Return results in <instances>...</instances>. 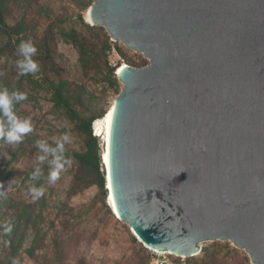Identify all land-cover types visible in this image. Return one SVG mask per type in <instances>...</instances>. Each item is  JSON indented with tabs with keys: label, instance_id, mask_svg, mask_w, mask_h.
Segmentation results:
<instances>
[{
	"label": "water",
	"instance_id": "1",
	"mask_svg": "<svg viewBox=\"0 0 264 264\" xmlns=\"http://www.w3.org/2000/svg\"><path fill=\"white\" fill-rule=\"evenodd\" d=\"M91 15L150 60L117 77L108 205L153 249L231 239L264 264V0H95Z\"/></svg>",
	"mask_w": 264,
	"mask_h": 264
},
{
	"label": "rangeland",
	"instance_id": "2",
	"mask_svg": "<svg viewBox=\"0 0 264 264\" xmlns=\"http://www.w3.org/2000/svg\"><path fill=\"white\" fill-rule=\"evenodd\" d=\"M95 0H6V21L16 24L25 21L27 28L21 39L29 40L37 48L32 57L39 64L33 80L25 82L23 92L27 99L17 107L15 116L28 119L32 131L25 134L18 144H9L0 138V171L7 178L5 192L0 199V264H258L254 263L245 249L230 241L214 240L202 243L198 255L179 257L159 254L149 250L135 236L125 222L120 221L107 203L108 197L97 184L71 191L78 164L70 159L64 161L59 179L49 183L48 176L53 161L63 151H84L85 137L76 128V122L68 120L66 113L54 106L52 92L47 80H68L70 86L83 92L82 103L76 108L86 118L105 113L123 87L116 75V68L124 63L141 68L150 60L143 53L131 49L121 41H113L104 26L93 25L86 19L87 8ZM77 31V39L88 49L95 50L93 62L84 68L78 46L66 36ZM48 39L53 60L42 59V44ZM109 39L111 50L104 45ZM9 38L0 36V47ZM14 42V39H13ZM122 49L123 55L118 53ZM23 60V59H21ZM6 56L0 57V68L15 70V63ZM48 61V62H46ZM114 69L117 85H109L108 67ZM14 66V67H13ZM16 71L19 68L16 65ZM14 77L13 81L18 82ZM0 124L10 125L0 114ZM94 134V133H93ZM67 140H64V137ZM44 142L55 153L44 152L37 142ZM103 135L98 137V154L103 151ZM40 156H45L41 162ZM102 157V156H101ZM40 169L42 182L32 179V173ZM100 171L105 174L101 160ZM10 174V175H8ZM37 183L40 185L37 187ZM32 188L43 189V195L33 198ZM26 204L34 205V215H40L35 225H18V216ZM33 215V216H34ZM16 232H6L7 226ZM19 226V228H18ZM25 238L18 255L13 258V247L6 244L5 237ZM38 243L41 246L33 254L28 249Z\"/></svg>",
	"mask_w": 264,
	"mask_h": 264
},
{
	"label": "trees",
	"instance_id": "3",
	"mask_svg": "<svg viewBox=\"0 0 264 264\" xmlns=\"http://www.w3.org/2000/svg\"><path fill=\"white\" fill-rule=\"evenodd\" d=\"M90 7L87 8V10ZM8 12L7 2L6 0H0V36L9 38V40L0 47V57L6 56L9 60L10 57H13V63L17 65V61L23 59L24 56L22 54H18V47L20 43L23 41L21 39V35L25 33L27 25L25 21H21L19 23L10 25L6 21V16ZM77 31H72L69 34L67 39L73 41L79 48L80 52V60L84 64V68H87L86 65L89 62H93L92 54L95 53V50H88L78 39H77ZM14 39V42H13ZM118 48V53L123 55L122 49ZM105 50H111L112 45L109 42V39L106 40L104 45ZM42 59H47L52 61L53 57L51 54V47L49 45L48 39H44V43L42 44ZM48 62V61H46ZM12 69V72L6 71L4 68H0V89L7 88L9 90V95L11 97L12 92H23V88L25 82L33 80V74L28 75H19V73ZM14 67V66H13ZM108 67V74L110 77L108 78L109 85L111 87H115L117 85V78L114 75V69L112 67ZM14 77L19 78L18 82H14ZM47 83L50 86L52 92V101L54 106L58 109L63 110L66 113L68 120L72 122H76L77 130L84 135L85 137V150L84 151H62V159L66 162L70 159H73L79 167V172L75 175L71 191H75L80 188L87 187L89 184H97L103 191L104 195L108 197V189L106 188V173L100 171L101 160L103 159L101 155L98 154V137L93 134V123L97 121V119L103 118L106 115L105 113H101L99 115H92L89 118L83 117L76 106L82 103L83 92H79L70 86L68 80H56L50 79L47 80ZM21 101H16L12 98L11 108L12 112L15 114L17 107L19 106ZM0 114L3 119L7 120V117L4 116L3 112L0 111ZM2 147V143L0 142V149ZM103 152V151H102ZM103 163V160H102ZM5 172L0 171V199L5 192V186L7 182V178L3 176ZM10 175V174H8ZM39 182H42L43 175L39 176ZM37 179V180H38ZM40 183H37V187ZM34 205L26 204L20 211L18 216V225L22 226L23 223L26 225H35L38 219L41 218L40 215H34ZM34 215V216H33ZM18 226V228H19ZM11 232H16V229L12 228ZM8 244L13 247V258L18 255L19 250L22 247L23 240L25 238V233H21L19 236V240L17 239V245H15L16 239L13 237H5ZM41 245L38 243H34L29 249L28 253L33 254L34 251L39 248Z\"/></svg>",
	"mask_w": 264,
	"mask_h": 264
},
{
	"label": "clouds",
	"instance_id": "4",
	"mask_svg": "<svg viewBox=\"0 0 264 264\" xmlns=\"http://www.w3.org/2000/svg\"><path fill=\"white\" fill-rule=\"evenodd\" d=\"M18 54H22L24 56V60H18L17 67L19 68V75H28L35 74L39 71V64L37 61L33 60L32 57L37 54V48L32 43L31 40L24 42L22 41L18 47ZM12 98L16 101H22L27 99L26 94L22 92H12L11 97L9 95V90L7 88L0 89V111L3 112L4 116L7 117L8 123L10 125L9 129H5L3 124H0V138H4L9 144H18L21 142L22 137L32 131L31 122L28 119L19 120L15 114L12 112L11 102ZM93 133L96 135V132L93 127ZM99 137L98 135H96ZM64 140H67V137H64ZM37 146L40 149H43L44 152H52L55 153L56 149H50L46 143L37 142ZM59 150L63 151V144H58ZM61 156L57 155L55 160L52 162L53 167L49 172L48 180L49 183H55L59 179V172L63 167L61 163ZM39 160L43 162L45 160V156H40ZM40 176V169L37 168L35 172L32 173L31 178L37 179ZM33 193V198L38 199L43 195V189H31ZM6 232L10 233L12 231L11 226H7L5 229ZM6 244L9 242H5Z\"/></svg>",
	"mask_w": 264,
	"mask_h": 264
},
{
	"label": "bare ground",
	"instance_id": "5",
	"mask_svg": "<svg viewBox=\"0 0 264 264\" xmlns=\"http://www.w3.org/2000/svg\"><path fill=\"white\" fill-rule=\"evenodd\" d=\"M86 19L89 23L93 24L92 22V15H91V6L90 8L86 11ZM106 28L105 25H102ZM118 41H121V40H118ZM123 42V41H121ZM124 43V42H123ZM126 45V44H125ZM132 49V48H131ZM135 50V49H134ZM138 52V51H137ZM142 53V52H141ZM128 64L124 63L120 66H118L116 68V75L117 77L120 75L121 71L123 70V68L125 66H127ZM122 83V82H121ZM123 85V83H122ZM115 100V99H114ZM113 110H114V101L112 102V104L110 105V107L108 108L107 112H106V115L103 117V118H100V119H97V121L94 122V130L96 132V135L98 136H101L103 135V139H104V143H103V152H102V160H103V164H104V168H105V173H106V169H109V148H110V139H111V123H112V118H113ZM107 181V180H106ZM109 184V179H108V182ZM108 189V188H107ZM108 196H109V192H108ZM109 202H110V208L113 212V214L122 222H125L129 225L130 227V224L126 221H123L118 215H117V211L116 209L114 208V203H113V199L112 197L110 196L109 198ZM131 228V227H130ZM133 231V230H132ZM134 233V232H133ZM135 234V233H134ZM136 236V235H135ZM138 238V237H137ZM139 239V238H138ZM140 240V239H139ZM222 240V239H221ZM206 241H213V240H206ZM223 241H230L232 242L233 244L236 245V247H239L234 241H232L231 239H227V240H223ZM140 242H142L140 240ZM143 243V242H142ZM145 244V243H143ZM145 246L149 249V250H152L156 253H159V254H172V255H176V256H179V257H188L187 255H181V254H176V253H170L168 251H159V250H156V249H153L151 247H149L147 244H145ZM202 246V245H201ZM240 248V247H239ZM241 249H245V248H241ZM246 250V249H245ZM201 252V251H200ZM200 252H197L195 253V255H198ZM248 252V251H247ZM249 253V252H248ZM194 255V256H195ZM250 255V253H249ZM191 256V255H189ZM251 257V255H250ZM255 263V262H254ZM160 264V262H159ZM171 264V263H169ZM173 264V263H172Z\"/></svg>",
	"mask_w": 264,
	"mask_h": 264
}]
</instances>
